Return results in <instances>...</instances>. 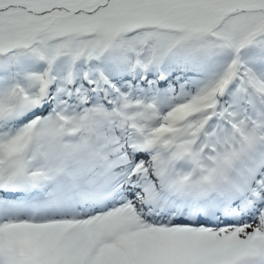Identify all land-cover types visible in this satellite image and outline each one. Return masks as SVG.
<instances>
[{
    "label": "snow or ice",
    "instance_id": "6c2138e0",
    "mask_svg": "<svg viewBox=\"0 0 264 264\" xmlns=\"http://www.w3.org/2000/svg\"><path fill=\"white\" fill-rule=\"evenodd\" d=\"M0 264H264V0H0Z\"/></svg>",
    "mask_w": 264,
    "mask_h": 264
}]
</instances>
